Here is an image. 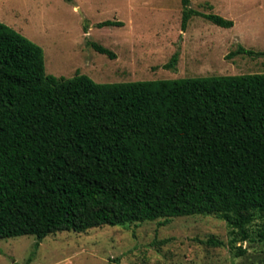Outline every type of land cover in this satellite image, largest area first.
Listing matches in <instances>:
<instances>
[{"label": "trees", "instance_id": "obj_1", "mask_svg": "<svg viewBox=\"0 0 264 264\" xmlns=\"http://www.w3.org/2000/svg\"><path fill=\"white\" fill-rule=\"evenodd\" d=\"M190 3L182 0L183 30L193 16L235 24ZM240 54L264 52L240 45L228 57ZM256 211L264 214V73L57 77L39 44L0 22V239L35 235L39 245L58 231L216 215L245 241Z\"/></svg>", "mask_w": 264, "mask_h": 264}, {"label": "rangeland", "instance_id": "obj_2", "mask_svg": "<svg viewBox=\"0 0 264 264\" xmlns=\"http://www.w3.org/2000/svg\"><path fill=\"white\" fill-rule=\"evenodd\" d=\"M190 6L234 20L223 28L193 16L183 30L182 0H0V22L44 49L46 73L85 74L98 83L264 73V55H228L240 45L264 52V0H191ZM120 20L123 26L99 27ZM88 41L117 55L97 51ZM179 53L175 67L167 68ZM239 240L216 215L0 239V264H264V214ZM211 238L223 245L209 244ZM246 252L238 255V247Z\"/></svg>", "mask_w": 264, "mask_h": 264}]
</instances>
